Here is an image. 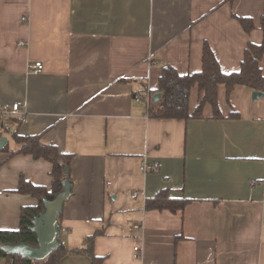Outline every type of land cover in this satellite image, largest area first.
Masks as SVG:
<instances>
[{"label": "crops", "instance_id": "crops-1", "mask_svg": "<svg viewBox=\"0 0 264 264\" xmlns=\"http://www.w3.org/2000/svg\"><path fill=\"white\" fill-rule=\"evenodd\" d=\"M263 14L264 0H0V107L28 112L3 134L0 230H17L21 209L38 204L16 191L22 176L52 185V163L25 154L15 129L74 155L62 264H94L73 251L95 234L102 264H264V97L220 85L223 117L206 104L190 120L152 117L136 99L143 82L158 88L165 64L200 71L205 42L224 72L239 70L247 44L263 41ZM238 17L255 28L245 32ZM35 62L41 72L29 69ZM200 98L194 87L191 111ZM165 189L191 202L148 211Z\"/></svg>", "mask_w": 264, "mask_h": 264}, {"label": "trees", "instance_id": "trees-1", "mask_svg": "<svg viewBox=\"0 0 264 264\" xmlns=\"http://www.w3.org/2000/svg\"><path fill=\"white\" fill-rule=\"evenodd\" d=\"M245 32L250 33L254 28V21L249 17H238ZM261 29L264 34V14L261 20ZM264 55V38L259 44L249 42L244 51V58L241 61L240 69L233 72H224L219 61L209 45L205 42L202 53V69L198 72L180 74L170 64L162 66L158 88L155 91H148L146 82H143L144 95L150 92L151 95L161 93L159 101L155 104L154 99L148 107V114L161 119L190 120L203 117V110L206 104L213 109L214 118H222L218 106V88L225 85L229 96L236 86L242 85L252 89L254 92L264 93V74L261 67V60ZM197 87L201 93L199 103L193 111L190 110L191 90ZM229 118H239L237 111H232ZM17 131L13 132L15 139L24 146L23 152L35 158H42L52 163L51 190L37 186L25 180L22 176L19 180L17 192L29 194L38 199L36 206H26L20 212V226L17 230H0V259L14 260L17 264H30L28 259L19 255L9 254L1 249V246L8 244L25 243L30 246H37V236L31 231L33 219L44 210V201L53 200L57 194L64 189V180L68 179L71 185V165L74 159L73 154L63 153L56 144L44 143L35 136H19ZM191 201L188 199L172 198L169 190L160 191L155 197L147 199L146 209L169 210L171 212L183 211ZM61 216V215H60ZM97 234L85 239L86 247L73 252L87 254L94 264H102L103 257H98L94 252V243ZM67 255L66 247L61 244L54 250L42 264H62Z\"/></svg>", "mask_w": 264, "mask_h": 264}, {"label": "water", "instance_id": "water-1", "mask_svg": "<svg viewBox=\"0 0 264 264\" xmlns=\"http://www.w3.org/2000/svg\"><path fill=\"white\" fill-rule=\"evenodd\" d=\"M253 99L264 97L262 92H253ZM161 93L154 95L156 104ZM8 138L3 136L0 140V151L7 143ZM72 185L68 179L64 180V189L53 200L44 201V210L34 219L31 231L37 236V246H30L25 243L8 244L1 246V249L9 254L19 255L23 259L46 260L49 255L61 246L59 217L63 212L65 202L71 196Z\"/></svg>", "mask_w": 264, "mask_h": 264}, {"label": "built area", "instance_id": "built-area-1", "mask_svg": "<svg viewBox=\"0 0 264 264\" xmlns=\"http://www.w3.org/2000/svg\"><path fill=\"white\" fill-rule=\"evenodd\" d=\"M42 62H35L34 64H29V69L38 73L43 70ZM136 99L138 101L145 102L147 106L154 99V96L150 94V92L145 93L144 95H137ZM28 112L24 105L20 102L13 103L10 107H0V140L3 137V134L10 133L12 131V127L15 125H24L27 123ZM15 131V129H13ZM158 164L154 163L151 165L144 164L141 166V170L148 171H156L158 169ZM136 194H133L132 197H135ZM140 226L137 224L135 228L138 229ZM135 251H139L138 247H135ZM45 260H36L29 259L30 264H42ZM0 264H17L14 260L0 259Z\"/></svg>", "mask_w": 264, "mask_h": 264}]
</instances>
